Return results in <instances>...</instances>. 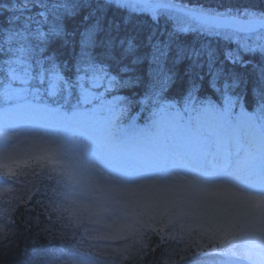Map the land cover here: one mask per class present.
<instances>
[{"label": "snow or ice", "instance_id": "obj_1", "mask_svg": "<svg viewBox=\"0 0 264 264\" xmlns=\"http://www.w3.org/2000/svg\"><path fill=\"white\" fill-rule=\"evenodd\" d=\"M0 17V264H264V0Z\"/></svg>", "mask_w": 264, "mask_h": 264}, {"label": "trees", "instance_id": "obj_2", "mask_svg": "<svg viewBox=\"0 0 264 264\" xmlns=\"http://www.w3.org/2000/svg\"><path fill=\"white\" fill-rule=\"evenodd\" d=\"M0 19H2V17H0ZM21 248H23V245H21ZM23 258H24V257L21 256V260H22ZM9 264H17V261H16V260L10 261Z\"/></svg>", "mask_w": 264, "mask_h": 264}]
</instances>
